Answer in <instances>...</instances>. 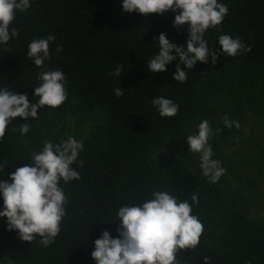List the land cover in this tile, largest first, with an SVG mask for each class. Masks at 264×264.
Listing matches in <instances>:
<instances>
[{
  "label": "trees",
  "instance_id": "1",
  "mask_svg": "<svg viewBox=\"0 0 264 264\" xmlns=\"http://www.w3.org/2000/svg\"><path fill=\"white\" fill-rule=\"evenodd\" d=\"M218 2L229 12L205 34L208 46L219 51L218 37L228 34L251 50L236 57L221 53L215 65L210 59L206 64L197 62L183 83L172 79L178 60L165 72L153 74L147 69L146 61L159 52L160 33L177 46L188 39L187 25L174 27L171 11L144 16L122 11L121 0H32L28 10L17 13L10 29L15 27L19 35L0 46V87L29 98L40 84V72L60 69L68 96L83 108L101 110L106 119L83 141L78 158L83 165H73L80 179L61 181L66 215L55 242L44 247L40 237L22 241L16 231L7 230L6 218H0V264H95L94 241L104 230L114 238L118 235V209L142 203L154 191H168L189 203L193 193L198 197L192 214L203 223L204 231L195 249L176 254L180 264H203L205 256L210 264H264V216L251 219L240 209L226 206L220 188L210 184L199 169H162L146 160L151 149L183 133L205 75L223 77L235 63L264 69V0ZM49 35L55 37L49 45L51 59L44 67H36L26 56L28 44ZM117 66L124 69L120 78L109 75ZM118 87H123L119 98L114 92ZM156 96L174 100L178 113L161 117L151 102ZM250 104L255 107V100ZM31 121V117H16L6 129L0 141V179L30 163L46 141L61 139L37 119ZM29 122L30 131L22 136L21 124Z\"/></svg>",
  "mask_w": 264,
  "mask_h": 264
},
{
  "label": "clouds",
  "instance_id": "2",
  "mask_svg": "<svg viewBox=\"0 0 264 264\" xmlns=\"http://www.w3.org/2000/svg\"><path fill=\"white\" fill-rule=\"evenodd\" d=\"M31 3L32 0H0V46H6L19 35L15 27L10 29V25L17 13L28 10ZM121 8L126 13L144 16L171 11L174 27L187 25L188 39L184 45L177 46L170 42L166 33H160L159 52L146 61L149 72L155 74L167 71V66L178 60L172 79L180 83L187 80V71L197 62L206 64L210 59L215 65L221 53L236 57L251 50L240 38L228 34L218 37L219 51L208 46L205 34L220 25L229 12L218 0H121ZM54 40L55 37L49 35L28 44L26 56L36 67H44L51 59L49 45ZM60 51L62 48L58 46L56 52ZM123 72V67L117 66L109 75L120 78ZM37 79L40 84L34 87L33 94L38 99L31 104L27 94L0 87V141L13 118L28 120L31 117L33 121L38 118V110L45 106L57 108L67 100L66 77L62 70L42 71ZM114 92L117 98L121 97L123 87ZM151 102L161 117L171 118L178 113L179 105L172 99L156 96ZM31 122L21 124L19 132L22 136L29 133ZM223 124L229 129L240 128V124L227 115ZM214 134L205 119L199 123L197 133L187 137V151L199 154L201 173L210 184L217 183L226 172L221 161L213 158L209 140ZM83 148V141L71 135L59 142L48 140L42 150L32 154L30 163L16 168L7 179H0V199L3 201L0 218H6L8 231H16L18 238L26 242L40 237L39 243L44 247L55 242L66 215L67 197L61 181L68 184L80 179V173L73 165H83L78 159ZM197 203L198 197L194 193L189 203L188 199L181 200L168 191H154L152 198L142 203L121 206L116 220L120 222L118 235L114 238L104 230L94 241L92 259L95 264H180L176 254L195 249L204 231L203 223L192 214ZM203 264H210V257L205 256Z\"/></svg>",
  "mask_w": 264,
  "mask_h": 264
},
{
  "label": "rangeland",
  "instance_id": "3",
  "mask_svg": "<svg viewBox=\"0 0 264 264\" xmlns=\"http://www.w3.org/2000/svg\"><path fill=\"white\" fill-rule=\"evenodd\" d=\"M264 69L232 65L223 77L205 75L197 87L195 103L187 115L183 133L168 138L151 149L146 160L153 167L194 171L200 169L199 154L187 151V137L196 134L202 120H208L215 133L209 143L214 159L226 172L215 183L226 206L240 209L248 218L264 216ZM38 98L29 97L35 103ZM255 100V107L250 104ZM237 121L240 128H226L223 118ZM106 119L96 108H83L73 97L57 108L38 110L37 120L49 128L55 138L74 136L85 141ZM219 130V131H217Z\"/></svg>",
  "mask_w": 264,
  "mask_h": 264
}]
</instances>
